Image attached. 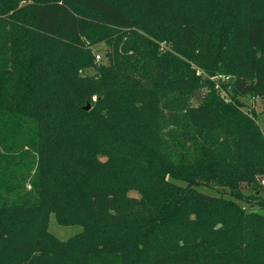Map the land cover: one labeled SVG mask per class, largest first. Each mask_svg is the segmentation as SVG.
Returning a JSON list of instances; mask_svg holds the SVG:
<instances>
[{
    "label": "trees",
    "instance_id": "trees-1",
    "mask_svg": "<svg viewBox=\"0 0 264 264\" xmlns=\"http://www.w3.org/2000/svg\"><path fill=\"white\" fill-rule=\"evenodd\" d=\"M247 95L264 0H0V264H264Z\"/></svg>",
    "mask_w": 264,
    "mask_h": 264
},
{
    "label": "rangeland",
    "instance_id": "rangeland-1",
    "mask_svg": "<svg viewBox=\"0 0 264 264\" xmlns=\"http://www.w3.org/2000/svg\"><path fill=\"white\" fill-rule=\"evenodd\" d=\"M105 45L104 43H101L98 48L97 51H99L101 58H103L104 53H105ZM98 60V59H97ZM101 60V59H100ZM99 61V60H98ZM211 80L214 81L215 83V88L217 90V92L225 98L226 101H233V95L231 93V87H230V76H225V77H220V76H211L210 78ZM238 104H239V108L243 111H245L247 114L250 115V117H252L254 119V121L256 122L257 126L260 127L263 135H264V104L261 102L260 99H257L254 96L251 95H247V96H243V97H239L238 99ZM181 185L185 184V182H181L178 181ZM260 186L262 188L261 191V196L264 197V177H262L260 179ZM199 190L208 193L210 195H224L225 197H232L231 192L229 189H218L217 187L214 188H209L203 185L198 186ZM250 193V191H246L245 194ZM131 195L133 196H139L138 192L135 191H131ZM256 197L252 198V201L249 202H244L242 200H237V202L242 205V207L244 209H248V210H254V211H258L260 213H264V206H260L258 204H256ZM49 229L51 231V233L56 236L59 239L62 240H66L72 236H74V234L80 232L82 230V226L81 225H71V226H66V225H61L59 223H57L56 219H55V215H52L49 221Z\"/></svg>",
    "mask_w": 264,
    "mask_h": 264
},
{
    "label": "water",
    "instance_id": "water-1",
    "mask_svg": "<svg viewBox=\"0 0 264 264\" xmlns=\"http://www.w3.org/2000/svg\"><path fill=\"white\" fill-rule=\"evenodd\" d=\"M91 108V104H87L85 107H84V109L86 110H88V109H90Z\"/></svg>",
    "mask_w": 264,
    "mask_h": 264
},
{
    "label": "built area",
    "instance_id": "built-area-1",
    "mask_svg": "<svg viewBox=\"0 0 264 264\" xmlns=\"http://www.w3.org/2000/svg\"><path fill=\"white\" fill-rule=\"evenodd\" d=\"M96 57H97L98 60L101 59V55L100 54H98Z\"/></svg>",
    "mask_w": 264,
    "mask_h": 264
}]
</instances>
